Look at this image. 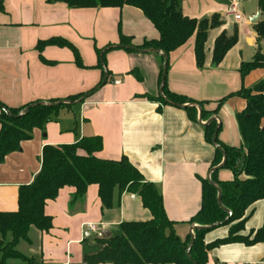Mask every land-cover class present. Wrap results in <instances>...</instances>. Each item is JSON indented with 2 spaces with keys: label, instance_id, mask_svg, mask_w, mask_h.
I'll return each mask as SVG.
<instances>
[{
  "label": "crops",
  "instance_id": "0c3cea01",
  "mask_svg": "<svg viewBox=\"0 0 264 264\" xmlns=\"http://www.w3.org/2000/svg\"><path fill=\"white\" fill-rule=\"evenodd\" d=\"M233 1L239 4L243 0H181L184 17L199 21L218 15L223 24L208 32L201 69L195 62L194 36L163 59L168 66V90L203 102L207 117L203 120L200 115L201 123L216 117L218 140L239 149L242 140L236 115L244 110L245 102L233 96L215 115L212 111L217 101L241 88H251L264 76V68L252 71L243 79L239 73L242 63L251 62L257 51L253 26L264 20V12L256 0L258 4L253 13L246 17L239 13L241 19L235 21L227 14ZM234 27L238 30L237 43L218 66H213L215 39L221 33L231 35ZM119 34L129 38L133 47L158 37L143 14L128 6L70 9L46 0H2L0 102L9 108H19L36 101L85 96L82 103L72 105L66 115L58 116L43 131L34 130L29 141L21 143L18 151L5 157L0 164V212L17 210L18 189L30 184L38 173L44 146L72 145L82 138L99 137L102 147L95 157L112 161L126 158L144 182L155 186L166 217L174 223L175 235L184 241L190 236L191 227L199 226L189 221L200 209L201 182L207 180L210 173L215 148L204 140V126L198 124L199 110L194 107L197 105H184L194 107L197 112V121L191 122L181 107L160 105L142 98L145 94H159L161 52L143 54L115 50L103 55L104 62L103 53L98 59V50L119 46ZM51 38L70 43L84 68L74 64L73 54L66 48L46 47L41 53L37 52V43ZM263 43L264 40L260 48ZM99 62L100 69L95 67ZM132 70H137L139 79L131 74ZM104 76L105 83L97 86ZM216 178L229 182L233 175L220 168ZM74 192V188L64 187L54 200L45 203L44 213L51 218L50 230L41 233L30 229L29 243L20 241L16 247L19 253L33 258L35 264H83V257L94 253L95 235L88 231L87 224L116 236L122 223L151 219L150 212L133 194L118 195L115 191L111 208L105 210L101 208L97 186H88L84 196L75 201ZM250 212L252 215L241 235L262 227L264 200L255 202L246 215ZM228 228L219 226L209 230L204 242L225 238ZM206 264H264V241L251 247L235 243L213 248L207 251Z\"/></svg>",
  "mask_w": 264,
  "mask_h": 264
},
{
  "label": "trees",
  "instance_id": "16d2710c",
  "mask_svg": "<svg viewBox=\"0 0 264 264\" xmlns=\"http://www.w3.org/2000/svg\"><path fill=\"white\" fill-rule=\"evenodd\" d=\"M47 3H60L70 9H100L122 8L124 6L139 10L153 25L158 33L155 40L143 41L138 47L130 44L129 38L119 34V46L104 50L101 56L109 51L122 50L126 53L136 52L130 46L139 50L154 49L165 56L183 46L192 36L194 41V56L197 68L201 69L205 61L204 46L210 30L220 27L223 21L218 15H212L199 21L183 16L180 8L181 0H46ZM259 9L264 12V0H259ZM2 8V0H0ZM257 36V51L253 60L242 63L239 73L243 79L249 73L264 68V55L260 53L259 44L264 40V20L253 26ZM237 28L231 35L221 33L214 41L211 64L218 66L225 54L237 43ZM46 47L68 49L74 57V64L84 68L77 50L61 38H51L39 41L37 52L41 53ZM101 50H98L99 53ZM45 63H49L41 59ZM163 57H160L159 83L162 79ZM166 72L161 95L145 94L143 99L157 102L160 105L184 106L195 104L204 120L207 113L203 102L190 100L184 96L171 93L166 84ZM99 62L95 67L101 68ZM136 78L137 70H132ZM100 82L97 86H100ZM94 89L87 94L92 93ZM85 94L67 97L64 100H49L50 105H40L39 101L19 108H9L0 102L11 117L0 110V164L6 156L20 149L23 142L29 141L34 130L43 131L45 126L56 121L62 110L72 108L71 104L61 101L75 102ZM239 97L245 102L244 110L236 115L242 148H232L222 144L217 137L215 143L225 154L221 169L229 170L233 180L221 182L216 178V172L211 173L210 180L220 189L221 204L230 211L231 216L226 220V214L217 205V192L207 180H203L200 209L189 221V224L214 227L193 232L194 241L190 248V260L185 256V250L190 242V236L182 241L174 233V223L167 217L163 209L160 194L155 186L146 183L139 171L126 159L119 161L102 160L95 157L101 150L102 142L99 137L82 138L72 145L44 146L40 157V169L30 184L18 189L17 210L15 212H0V264H35L33 258H27L16 250L20 241L29 243L27 234L30 229L47 232L51 228V218L44 213L47 201L54 200L59 190L72 187L75 192L73 201L81 199L88 186L98 187V198L102 209L112 206L113 194L126 192L137 196L142 206L151 214L147 222H125L120 224V235L107 238H96L94 243L98 251L85 255L83 264H206L207 251L229 244L254 246L264 241L263 225L257 230H250L247 235H241L249 217L246 211L257 201L264 200V79L255 83L251 88H241L217 101L212 114H216L221 105L230 97ZM83 102V101H82ZM80 102V103H82ZM58 103L57 105H54ZM27 111L19 115L24 109ZM188 119L197 121L194 107L184 106ZM217 127L215 121L203 127L204 140L212 145L211 138ZM83 153L80 155L79 153ZM222 163V153L215 149L210 168ZM244 178L241 179L240 177ZM219 226H228L225 238L212 243L204 242V235Z\"/></svg>",
  "mask_w": 264,
  "mask_h": 264
},
{
  "label": "water",
  "instance_id": "95a60500",
  "mask_svg": "<svg viewBox=\"0 0 264 264\" xmlns=\"http://www.w3.org/2000/svg\"><path fill=\"white\" fill-rule=\"evenodd\" d=\"M255 23V22H254ZM125 48H130V49H134L136 52H139V53H143V54H149V53H160L158 50H154V49H148V50H139V49H136V48H132V47H130V46H125ZM161 56L165 59L166 58V56L164 55V54H161ZM165 72H166V65H165V63L162 65V79H161V83H160V87H159V90H158V92H159V94L161 95V92H162V87H163V83H164V78H163V76L165 75ZM105 80H106V77L104 76V79H103V81H102V83H101V85H103L104 83H105ZM83 100V97H81L79 100H77V101H75V102H66V101H61V102H59V103H65V104H71V105H77V104H79L81 101ZM38 104H40V105H50V104H48V103H45V102H40V103H38ZM58 103H55L54 105H57ZM194 106V105H193ZM178 107H181V108H183L184 106H178ZM194 107H196L198 110H199V117H198V124L199 125H201V126H205V125H207V124H209L210 122H212V121H214V120H218L216 117H213V118H211L210 120H208L206 123H204V124H202L201 123V119H200V108L198 107V106H194ZM0 110L6 115V116H8V117H11V115L9 114V112L4 108V107H2L1 105H0ZM27 111V108L26 109H24L19 115H22V114H24L25 112ZM217 128L218 127H216L215 128V130H214V134H213V136H212V138H211V143H212V145L214 146V148L216 149V150H218V151H220L221 153H222V163H220L218 166H216V167H214V168H212L211 170H210V173H209V175H208V177H207V181H208V183L211 185V186H213L215 189H216V192H217V198H216V200H217V205H218V207L226 214V216H227V218H226V220L227 219H229L230 218V216H231V213H230V211H228L227 209H225L223 206H222V204H221V192H220V189L210 180V174L211 173H213V172H215V171H217V170H219L221 167H222V164H223V162L225 161V154H224V152L222 151V149L218 146V145H216V143H215V139H216V132H217ZM212 227H214V225H210V226H193V227H191V230H190V242H189V244L187 245V247H186V250H185V256L190 260V256H189V252H190V248H191V246H192V244H193V241H194V237H193V234H192V232H194L195 230H205V229H210V228H212ZM101 235H102V237L103 238H107V237H109L110 235H109V232H104V231H102L101 232Z\"/></svg>",
  "mask_w": 264,
  "mask_h": 264
},
{
  "label": "rangeland",
  "instance_id": "374dc122",
  "mask_svg": "<svg viewBox=\"0 0 264 264\" xmlns=\"http://www.w3.org/2000/svg\"><path fill=\"white\" fill-rule=\"evenodd\" d=\"M258 4V1H256V0H243L242 2H240L239 4H238V12L241 14V15H243V16H248V15H250V14H252L253 13V9H255V7H256V5ZM262 19H264V17L262 18ZM263 21V20H262ZM107 48V47H106ZM106 48H104V49H102L98 54H96L97 56H98V59L100 58V56H101V54H102V52L104 51V50H106ZM259 48H260V44H259ZM260 52H261V54H263L264 55V43L262 44V46H261V48H260ZM253 76H255V74L253 75ZM72 107H74V106H72ZM72 109V108H71ZM67 114V112H66V110H62L60 113H59V117H63L64 115H66ZM118 235H120V233H118ZM94 242V241H93ZM98 247H97V245L95 244V243H93V251H94V253H96L97 251H98V249H97ZM93 253V254H94Z\"/></svg>",
  "mask_w": 264,
  "mask_h": 264
},
{
  "label": "built area",
  "instance_id": "2783aa9c",
  "mask_svg": "<svg viewBox=\"0 0 264 264\" xmlns=\"http://www.w3.org/2000/svg\"><path fill=\"white\" fill-rule=\"evenodd\" d=\"M227 14L232 16L235 21H239L241 19V15L238 12V1H233L229 4L227 8ZM262 79H264V76ZM87 229L93 233L96 238L102 237L101 232L97 229L96 225L87 224Z\"/></svg>",
  "mask_w": 264,
  "mask_h": 264
}]
</instances>
